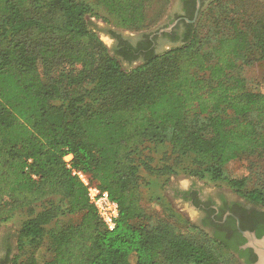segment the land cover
I'll use <instances>...</instances> for the list:
<instances>
[{"label":"trees","instance_id":"trees-1","mask_svg":"<svg viewBox=\"0 0 264 264\" xmlns=\"http://www.w3.org/2000/svg\"><path fill=\"white\" fill-rule=\"evenodd\" d=\"M148 1L0 0V222L16 208L43 205L22 223L23 252L12 264L21 255L23 264H219L240 255L244 264L256 261L252 249L239 250L198 225L211 243L168 221H136L149 215L142 173L176 174L184 158L189 174L225 181L264 207L263 187L246 189L244 177L225 172L241 153L264 152V91L233 74L240 59H264V24L226 18L229 30L215 24L204 44L192 24L183 42L160 52L120 36L110 53L86 18L94 4L141 29ZM142 53L140 65L123 67L120 57ZM153 146H168L174 162L156 166L147 154ZM72 168L119 203L115 229L106 227ZM71 215L81 218L62 221Z\"/></svg>","mask_w":264,"mask_h":264},{"label":"rangeland","instance_id":"rangeland-1","mask_svg":"<svg viewBox=\"0 0 264 264\" xmlns=\"http://www.w3.org/2000/svg\"><path fill=\"white\" fill-rule=\"evenodd\" d=\"M176 1L177 0H149L147 2V22L141 29L122 25L117 17L109 13L106 8L100 4H94V10L87 14L86 18L90 28L94 30L99 39L105 44L108 51L115 54L120 36L126 40L148 36L166 21L172 9L171 7L176 4ZM231 17L243 19L244 24L251 21L253 25L257 26L261 22L264 24V0H212L207 2L194 25L198 32L197 34L202 37L199 43H205L204 40L207 39L209 34H213L212 28L217 23L223 25V31H226V28L228 31L231 25L224 22V19L227 18V20H230ZM173 46L174 45H166L160 51L169 49ZM143 58L144 56L128 61L120 57L123 67L128 69L140 65L143 62ZM238 64L239 65L233 69V74L243 77L249 89L264 91V59L258 60L252 64H247L243 59H240ZM151 150L152 151L147 152V154L155 155L156 166H161L165 162L172 163L175 160V156L172 155L168 146H153ZM182 158L183 157H181V159ZM189 162V159H182L180 161L181 168L178 169L179 172L176 174H169V176L151 174L147 171L142 173V204L149 215L146 218L137 220L136 223L153 226L159 222L168 221L176 227L179 233L208 244L211 243L210 236H207L204 231L194 227L196 225L194 223L196 210L188 206L187 202H181L179 198H175L172 194L171 186L172 184H180L182 187H188L195 183L206 192L219 190H227L230 192V190L234 191V189L225 181L213 182L195 176L194 174H189L187 169ZM225 172L226 175L244 177L246 179V189L256 187L264 188V152L262 154L241 153L236 159L225 165ZM42 208L43 205L41 203L35 205L33 208H16L9 214L7 219L0 222V236H9L14 239L15 251L12 257L23 252L19 249L18 243L19 229L22 223L32 216L33 209L39 211ZM80 218V215L61 217L62 221L65 223L78 222ZM24 249L28 250L29 246H24ZM46 255L51 259L53 257V252H49ZM21 256L23 257V255ZM21 256L18 259V264H23L24 262ZM39 256L40 258L43 257L41 253ZM9 264L12 263L9 262ZM219 264L244 263L234 257H225L219 261Z\"/></svg>","mask_w":264,"mask_h":264},{"label":"flooded vegetation","instance_id":"flooded-vegetation-1","mask_svg":"<svg viewBox=\"0 0 264 264\" xmlns=\"http://www.w3.org/2000/svg\"><path fill=\"white\" fill-rule=\"evenodd\" d=\"M210 1L212 0H201L199 15L205 4ZM197 6L198 0H177L176 4L171 7L172 9L166 21L152 31L148 35V39L146 37H138L129 39V42L137 47L139 42L143 44L144 41L145 44L149 45V49H153L156 52H159L166 45H177L183 42L190 25L193 24L194 26L199 17L198 15L195 20ZM170 26V30L163 31V29ZM119 41L117 42L118 44ZM143 56L144 53L140 54L139 58ZM171 191L173 196L179 198L181 202H187L190 207L195 206V208H192L196 210L194 222L196 225L212 236L217 234L226 239L231 245L237 246L239 250L252 249L244 247L247 239L240 228L252 230L257 236H259L258 229H264V207L242 197L235 191L219 190L206 192L195 183L188 187L172 184ZM14 251V239L9 236H0V264H9V259L12 258ZM236 253L240 255L239 252ZM239 257L245 263L246 256L240 255Z\"/></svg>","mask_w":264,"mask_h":264},{"label":"built area","instance_id":"built-area-1","mask_svg":"<svg viewBox=\"0 0 264 264\" xmlns=\"http://www.w3.org/2000/svg\"><path fill=\"white\" fill-rule=\"evenodd\" d=\"M71 159L72 154H68L65 157L68 167H71ZM72 170L73 174L77 175L87 186L88 195L106 227L109 230L115 229L120 215L119 203L111 198L107 190L102 189L97 184L92 182L87 173L75 168H72Z\"/></svg>","mask_w":264,"mask_h":264},{"label":"water","instance_id":"water-1","mask_svg":"<svg viewBox=\"0 0 264 264\" xmlns=\"http://www.w3.org/2000/svg\"><path fill=\"white\" fill-rule=\"evenodd\" d=\"M200 7H201V0H198L195 20L197 19L199 15ZM187 20L191 21L189 19ZM170 29H171V26L163 29V31L170 30ZM192 207L195 208V206H192ZM240 230L247 239V242L245 243L244 247L252 248L254 253L256 254L257 259L254 262V264H264V234L262 236H257L256 233L252 230H244L241 228Z\"/></svg>","mask_w":264,"mask_h":264}]
</instances>
